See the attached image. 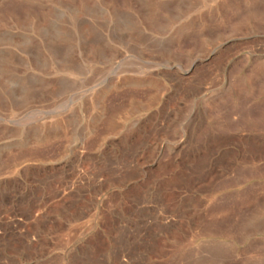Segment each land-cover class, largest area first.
Segmentation results:
<instances>
[{
    "label": "rangeland",
    "instance_id": "1",
    "mask_svg": "<svg viewBox=\"0 0 264 264\" xmlns=\"http://www.w3.org/2000/svg\"><path fill=\"white\" fill-rule=\"evenodd\" d=\"M0 264H264V0H0Z\"/></svg>",
    "mask_w": 264,
    "mask_h": 264
}]
</instances>
